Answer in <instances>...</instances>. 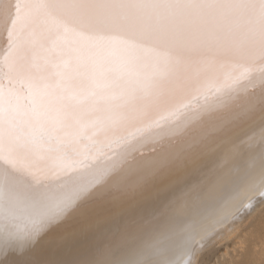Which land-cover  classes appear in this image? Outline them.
<instances>
[{
    "label": "snow or ice",
    "instance_id": "snow-or-ice-1",
    "mask_svg": "<svg viewBox=\"0 0 264 264\" xmlns=\"http://www.w3.org/2000/svg\"><path fill=\"white\" fill-rule=\"evenodd\" d=\"M257 174L264 0H0V264H196Z\"/></svg>",
    "mask_w": 264,
    "mask_h": 264
},
{
    "label": "bare ground",
    "instance_id": "bare-ground-1",
    "mask_svg": "<svg viewBox=\"0 0 264 264\" xmlns=\"http://www.w3.org/2000/svg\"><path fill=\"white\" fill-rule=\"evenodd\" d=\"M262 198L264 200V183H262L259 174L252 182L240 181L235 184L221 200L213 217L207 223L206 229L199 237L198 246L193 253L196 257V263L197 257L204 249L201 247L202 245L211 246V243L217 238L223 241L225 237H232L235 234L233 232L239 228L238 224L244 221L246 213L253 211L255 209L253 206L256 203H260ZM226 234H229V236H226ZM222 237L224 238L222 239ZM188 255L189 252L187 250H178L170 264H182V262L187 260Z\"/></svg>",
    "mask_w": 264,
    "mask_h": 264
},
{
    "label": "rangeland",
    "instance_id": "rangeland-1",
    "mask_svg": "<svg viewBox=\"0 0 264 264\" xmlns=\"http://www.w3.org/2000/svg\"><path fill=\"white\" fill-rule=\"evenodd\" d=\"M254 206L255 209L246 213L244 221L238 224V232H233L230 238L222 237L224 242L220 238L213 241L200 252L196 264H264L263 198Z\"/></svg>",
    "mask_w": 264,
    "mask_h": 264
}]
</instances>
